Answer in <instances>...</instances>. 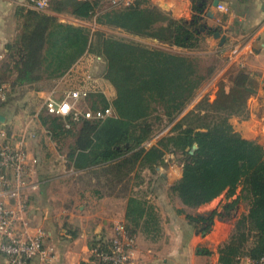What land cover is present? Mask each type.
Returning a JSON list of instances; mask_svg holds the SVG:
<instances>
[{
  "label": "trees",
  "instance_id": "1",
  "mask_svg": "<svg viewBox=\"0 0 264 264\" xmlns=\"http://www.w3.org/2000/svg\"><path fill=\"white\" fill-rule=\"evenodd\" d=\"M98 6L99 0H51L46 10L19 6L21 28L6 46L9 61L2 63L6 72H0V89L14 73V84L32 85L62 78L91 51L103 55V78L114 87V97L109 99L105 93L93 91L84 102L92 100L88 107L92 110L112 105L115 116L76 121L43 112L46 115L40 117L53 137L78 127L68 155L73 167L115 165L118 172L123 167L131 172L136 167H154L170 148L186 151L196 144L193 154L186 151L190 159L184 163L182 177L173 184L172 191L185 205L197 208L243 184L249 210L237 220L229 239L219 246V264H241L244 257H264V147L243 138L229 123V116L244 113L249 97L257 94L260 75L240 69L232 86L222 88L220 99L211 104L217 112L215 120L181 129L145 148L152 134L151 116L160 109L163 116L174 118L207 76L191 57L101 32L92 47L85 27L60 21L57 16L69 13L86 19L95 14ZM202 10L203 6H195L196 13ZM199 14L192 21L176 19L158 5L148 1L142 6L138 1L123 9L104 11L97 20L163 43L194 48L201 39ZM156 214L142 198H128L126 219L144 232L159 231Z\"/></svg>",
  "mask_w": 264,
  "mask_h": 264
},
{
  "label": "rangeland",
  "instance_id": "2",
  "mask_svg": "<svg viewBox=\"0 0 264 264\" xmlns=\"http://www.w3.org/2000/svg\"><path fill=\"white\" fill-rule=\"evenodd\" d=\"M138 1L142 6L148 3V1L152 3L150 0H99V6L95 14L90 18H76L69 13H60L57 14V16L60 21L85 27L90 33L93 42L92 47H94L96 43L98 32H101L106 36L108 35L114 38L140 43L153 48L165 49L170 52L191 57L197 62L199 71L207 76L204 82L195 91L194 96L187 103L185 108L174 118L168 119L163 116L160 109L151 116L149 121L152 124V134L144 145L145 148H150L157 144L163 137L176 134L181 129L199 127L215 120L217 112L212 108L211 104L220 99L222 88L225 86L231 87L233 79L238 71L245 68L227 64V54L224 45L219 46V42H212L214 40V29L205 27L203 30L206 23L210 25L206 19L209 12V10L206 11V8H204L205 10L203 9L200 22L198 23L201 39L199 40L198 46L194 48H182L163 43L155 38L131 33L119 27L102 25L97 20L99 15L104 11L123 9ZM196 5H199L198 0H194L192 4L194 13ZM21 6L31 7L29 4ZM212 13L213 17H215V12ZM16 22L17 33H19L22 17L20 14H17V11ZM216 28L218 30V27ZM97 56L100 57V59L96 58ZM6 60L9 61L8 54ZM105 66L106 63L103 55L91 51L74 67L75 71L69 75L67 74L65 76L66 79L64 78V80L55 84L54 90L60 91L58 95H61L70 88L84 84L104 91L107 98L112 99L115 94V89L110 82L103 78ZM220 68L225 69L222 75L223 77H219L212 84L211 77ZM0 69L2 73L6 72L5 67L3 68L2 65ZM87 78L90 80V83L86 81ZM257 78L260 80L257 94L249 97L246 102V111L244 113L229 116V123H231L234 130L243 138L255 140L264 147V92L261 91V78ZM51 86L52 85H49V87ZM91 102L92 100L90 102L87 100L81 103L80 108L88 109V107H91ZM41 114L46 115L43 111ZM44 128L45 131L43 132L40 130L38 131V128L35 127L32 130L34 135L31 139L36 138L38 135L44 138L47 133L52 141L55 142L58 151L67 156L65 161L66 176L60 183H56V191L57 194L60 195V198L57 199L58 207H56L54 213L62 214L61 219H63V221L62 225H60V229H62L64 235L66 234L68 237L77 236L80 230L78 226L76 227V225L68 221V219L86 220V227L89 228L90 226L93 227L94 217L99 221L103 220V218L99 217L100 213L98 212L102 211V215L108 216L107 212L110 210L109 202L105 201L102 206L99 207L93 204L94 199L99 201V199L105 197L118 198L121 202L119 207H122V203L128 204V198L134 195L142 198L149 205L154 207L157 213V226L159 227V231L152 230L151 233L144 232L141 226L136 227L127 219L125 222V225H128L127 228L130 231H134L136 235L141 234L147 240L156 239L158 237L161 231L162 216L165 215L169 217V215L174 214L176 211L178 214H185L190 222L195 223L197 230L202 227L200 233L210 228L214 223L217 229L213 240L215 242L219 240L225 242L229 239L237 220L249 210V199L247 198L246 191L243 190V184H240L234 192L225 190L212 202L203 204L197 208L185 205L178 195L172 191L171 188L173 184L182 177L184 163L190 159L186 151L189 150V152L193 154L197 148H187L186 151L170 148L166 151L164 158L154 167H136L131 172L127 170V167H123L122 171L118 172V168H116L115 165L77 169L73 167L68 155L71 147L75 143L74 132L77 131L78 127H75L72 132H64L56 137L51 136L45 126ZM27 140L29 144L30 138ZM44 140L45 139H42L43 142ZM45 146H47L46 143ZM120 210L119 208V211ZM208 211L212 212L210 215V218L212 217L211 222L198 219L200 216L196 215L197 212ZM116 214L118 215V212ZM30 222L34 229L37 228L38 225L35 220L33 221L34 224L32 220H30ZM205 224L207 225L203 228ZM47 261L48 259L46 263Z\"/></svg>",
  "mask_w": 264,
  "mask_h": 264
},
{
  "label": "crops",
  "instance_id": "3",
  "mask_svg": "<svg viewBox=\"0 0 264 264\" xmlns=\"http://www.w3.org/2000/svg\"><path fill=\"white\" fill-rule=\"evenodd\" d=\"M150 1L169 11L174 18L190 21L195 14H199L196 11L194 13L192 9L194 0ZM198 2L203 9L209 10V13L215 12V17L208 15L206 19L210 26L218 27V30L227 36L224 43L226 63L258 73L261 78V91L264 92V0H219L218 6L213 4L214 0ZM26 4H29L28 0H0V68L6 61L7 44L17 35V7ZM220 5L225 8H220ZM212 42H219V39L214 38ZM224 71L225 69L220 68L215 72L211 77L212 84L219 77H223ZM16 76V73L12 74L0 89V93L4 94L0 100V117L4 116V120H0V130L7 129L19 136L30 138L29 183L33 186L26 190L28 209L25 215L32 222L35 220L37 228L45 232L44 244L48 252L46 264H84L91 256L92 239L109 236L116 223L126 222L127 204L122 203V207H119L121 202L116 197H105L99 201L94 199L93 204L97 207L102 206L105 201L109 202L108 216L102 215V211L98 212L103 220L99 221L94 217L93 227L89 228L86 227V220L67 218L80 230L77 236L64 235L60 229L62 214H56L54 210L58 207L57 199L60 198L56 191V183H60L66 176L67 156L58 151L55 142L47 133L44 138L40 135L34 139L31 137L34 135L32 130L35 127L38 131H45L39 119L44 98L55 89L57 82L66 77L44 80L32 85H16L14 84ZM42 139H45L47 146ZM2 140L0 136V142ZM34 158L37 159L36 163L32 161ZM201 218L208 221L204 217ZM160 227L161 231L156 239L147 240L141 234L136 235L137 255L142 264H219L218 248L224 241L213 240L217 229L214 223L200 233L202 227L197 230L195 223L190 222L185 214H178L175 211L169 217L162 216ZM250 263L248 257L241 260V264ZM0 264H8L7 258L1 252Z\"/></svg>",
  "mask_w": 264,
  "mask_h": 264
},
{
  "label": "built area",
  "instance_id": "4",
  "mask_svg": "<svg viewBox=\"0 0 264 264\" xmlns=\"http://www.w3.org/2000/svg\"><path fill=\"white\" fill-rule=\"evenodd\" d=\"M51 0H28L37 10H46ZM224 9L223 5L219 6ZM100 59V57H96ZM80 60L75 64V66ZM74 66V67H75ZM74 67L67 73L71 74ZM90 83L87 78L86 80ZM93 91H101L89 85H78L58 95L50 91L44 98L43 112L73 120H106L115 116L112 105L97 110L80 108ZM104 93V92H103ZM4 94L0 93V100ZM69 126V125H67ZM0 252L8 264H45L48 252L45 248L43 230L31 225L26 217V190L29 182L30 163L28 140L14 131L0 130ZM33 163L37 162L34 158ZM36 184H34L35 186ZM33 227V228H32ZM136 234L125 223H116L109 236L92 239L90 258L84 264H142L137 255ZM250 259V258H249ZM251 260V259H250ZM250 264H264V257L251 260Z\"/></svg>",
  "mask_w": 264,
  "mask_h": 264
},
{
  "label": "water",
  "instance_id": "5",
  "mask_svg": "<svg viewBox=\"0 0 264 264\" xmlns=\"http://www.w3.org/2000/svg\"><path fill=\"white\" fill-rule=\"evenodd\" d=\"M213 4H214L215 6H218V4H219V0H214ZM208 15L213 17V13H212V12H210V13L208 12ZM192 19H193V18H192ZM192 19H191V21H192ZM205 27L213 28V29H214V33H213L214 38L219 39V43H218V45H219V46L224 45V43L226 42V39H227V36H226V35L222 34V32H221L220 30H217L216 27L210 26V25H208L207 23L205 24L203 30L205 29ZM219 29H220V27H219ZM0 120H4V116H1V117H0ZM193 148L196 149V148H197V145L195 144V145L193 146ZM206 213H207V214H206ZM211 213H212V212H209V211H208V212H197L196 215H197V216H200V217H204V218H206V219H209Z\"/></svg>",
  "mask_w": 264,
  "mask_h": 264
}]
</instances>
